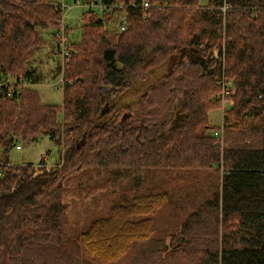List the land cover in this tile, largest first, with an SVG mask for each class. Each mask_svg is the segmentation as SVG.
I'll return each instance as SVG.
<instances>
[{
	"label": "trees",
	"instance_id": "16d2710c",
	"mask_svg": "<svg viewBox=\"0 0 264 264\" xmlns=\"http://www.w3.org/2000/svg\"><path fill=\"white\" fill-rule=\"evenodd\" d=\"M146 1L104 0L125 5L123 30L117 10L82 12L52 104L29 64L44 31L58 53L60 4L0 0V264H264V0ZM222 81L232 104L216 126ZM43 136L57 163L10 162ZM85 166L137 177L96 184L69 229L64 185Z\"/></svg>",
	"mask_w": 264,
	"mask_h": 264
},
{
	"label": "rangeland",
	"instance_id": "374dc122",
	"mask_svg": "<svg viewBox=\"0 0 264 264\" xmlns=\"http://www.w3.org/2000/svg\"><path fill=\"white\" fill-rule=\"evenodd\" d=\"M62 2L66 5H72L73 0H55ZM200 3H205L207 0H199ZM85 11L83 7L75 6L68 11L64 17L65 23H67V40L71 42L78 41L80 39V24L81 14ZM43 36L47 42L46 46L37 52L34 58L31 60L29 67L35 69L36 73H40L43 80L32 87L37 89L42 100L47 103L59 104L62 99V91L60 89L61 83L54 77V68L59 63L62 68L60 56L54 52V44L50 38V31H44ZM53 48V50H52ZM173 62V58L170 59L169 65ZM168 64L162 65V67L156 68L147 79L146 82L136 83L131 89H129L120 99V105L122 107L128 106V104L135 101L144 88L162 75L168 67ZM58 80V81H57ZM224 112V111H223ZM222 102L218 109H212L208 112V119L212 125H220L223 120ZM19 145V144H17ZM15 145L9 154V160L13 164L32 163L36 166L39 165H52L60 160V148L54 144L47 136L39 138L37 141L22 146ZM135 171H126L123 167H83L79 172L70 176L68 182L64 185L66 189H69V193L63 194V199H70V205L67 209V219L69 222V229L75 227L78 221H82V216L88 202H94L95 198L101 189L95 187L99 182L107 184V189L113 187L112 184H121L126 180H135ZM119 177L116 179V176ZM81 217L78 218V213Z\"/></svg>",
	"mask_w": 264,
	"mask_h": 264
},
{
	"label": "built area",
	"instance_id": "2783aa9c",
	"mask_svg": "<svg viewBox=\"0 0 264 264\" xmlns=\"http://www.w3.org/2000/svg\"><path fill=\"white\" fill-rule=\"evenodd\" d=\"M72 5H66L60 3L61 8V23L58 30L55 31V36L57 39L58 55L60 56L61 64L66 60L68 54V40H67V23H65L64 17L68 11H70L75 6L83 7L85 10H90L95 14L110 13L112 10H117L118 16L116 17V23L119 29L123 30L127 26L126 14L123 11L125 7L124 4L119 2H104V0H73ZM130 6H137L133 1L130 2ZM140 7L148 8L149 3L146 0H141ZM62 83L61 75L57 78ZM57 80V81H58ZM233 93L232 88H230L224 81H222V86L220 90V101L222 102V112L232 104V99L229 97ZM222 124V122H221ZM220 124V125H221ZM222 126V125H221ZM217 138V142L222 145V128H215L213 131ZM19 146V145H17Z\"/></svg>",
	"mask_w": 264,
	"mask_h": 264
},
{
	"label": "bare ground",
	"instance_id": "6f19581e",
	"mask_svg": "<svg viewBox=\"0 0 264 264\" xmlns=\"http://www.w3.org/2000/svg\"><path fill=\"white\" fill-rule=\"evenodd\" d=\"M174 146V145H173ZM214 168V167H213ZM219 192V191H218ZM210 223H211V221H210ZM211 226V225H210Z\"/></svg>",
	"mask_w": 264,
	"mask_h": 264
},
{
	"label": "crops",
	"instance_id": "0c3cea01",
	"mask_svg": "<svg viewBox=\"0 0 264 264\" xmlns=\"http://www.w3.org/2000/svg\"><path fill=\"white\" fill-rule=\"evenodd\" d=\"M55 1V0H54Z\"/></svg>",
	"mask_w": 264,
	"mask_h": 264
}]
</instances>
